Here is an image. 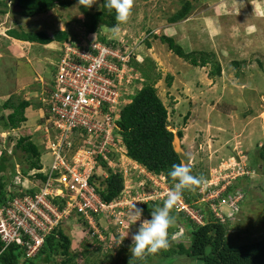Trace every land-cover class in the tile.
Masks as SVG:
<instances>
[{"label": "rangeland", "instance_id": "374dc122", "mask_svg": "<svg viewBox=\"0 0 264 264\" xmlns=\"http://www.w3.org/2000/svg\"><path fill=\"white\" fill-rule=\"evenodd\" d=\"M186 3L191 6L189 15L178 22H170ZM9 5L12 8L10 16L0 14V26L4 25L5 29L15 27L19 33L27 34H33L34 31H66L71 42L82 46L85 43H116L124 47H121L122 51L131 52V61L119 73L122 85L116 81L126 104L131 103L143 85L149 82L145 73L150 76L151 81L161 76L156 81V88L169 112V129L177 134L175 148L191 167L192 175L203 178L204 181L199 185L200 190L193 191L194 195L213 196L219 201L230 183L240 177V187L248 190L250 196L264 201V162L260 159L264 150V0H134L126 23L120 24L116 20L114 28L100 25L96 34L86 33L83 26L85 17L78 1L67 9L57 7L45 15L20 23L13 15H22L16 12L17 8L11 2ZM102 9L103 0H97L89 12H100ZM2 37L0 118H7L12 114L11 109H1L2 102L6 103L8 100L18 105L28 97L32 101L37 100L39 110H42L38 97L41 95V98H47L49 95L54 67L60 61L62 46L68 42H56L49 49L33 47L32 52L37 59L32 60V67L24 60L29 46L8 42ZM164 37L171 38L187 56L192 57L187 59L178 56L168 43L162 41ZM203 54L207 55L205 57L209 64L205 67L193 66V55L201 63ZM214 71L220 73L211 76ZM167 75L174 77L171 87H168L165 80ZM45 116L43 112V116L40 114L36 120H29L31 123L25 122L17 129L0 130V156L7 153L12 156L15 164V168L9 170L6 176H0V182L3 185L7 183L6 190L16 186H26L28 190L36 183L35 179L26 177L22 172L23 167L28 168V163L24 152L16 149L20 138L29 139L39 149L43 172L51 167L54 158L48 150V137L56 141L59 132L50 126L48 114ZM179 132H183V138H179ZM115 135L125 143L120 128ZM77 138L76 136L74 139ZM83 141L84 139L79 142ZM70 153L74 155L71 151ZM87 156L90 158V154L83 150L80 158L85 159ZM88 162L89 169H94ZM86 168L88 169L87 165H83L80 171L84 172ZM120 172L124 173L129 194L124 190L117 199L111 201L121 203L117 211L110 213L111 217L95 219L92 225L78 214L67 216L62 230L71 239L69 254L56 256L51 264L147 262L145 258L149 253L141 258H133L130 252L133 243L131 237L137 232L140 221L133 223L128 213L134 203L144 210L142 220L150 219L153 212L151 209L162 207L169 195L166 191L171 192L172 189L168 188L162 177L150 174L123 152L105 162L103 168L95 167L94 183L99 186V190L104 189L103 180L111 173ZM145 185L147 190L143 193ZM149 197L153 199L144 205L145 199ZM102 200L105 201L103 197ZM252 203V207L241 205L239 212L233 211V207L226 204L216 206V216L233 215L231 220H226L230 224L228 238L232 244L251 243L264 236V202ZM119 210L121 215H118ZM174 212L184 214L175 207L171 210L172 216ZM175 220V224L169 228V236L176 243H189L190 236L179 228L182 226L180 221ZM99 235H102L101 238ZM124 237L126 238L123 240ZM173 258L174 264H200L187 257Z\"/></svg>", "mask_w": 264, "mask_h": 264}, {"label": "built area", "instance_id": "2783aa9c", "mask_svg": "<svg viewBox=\"0 0 264 264\" xmlns=\"http://www.w3.org/2000/svg\"><path fill=\"white\" fill-rule=\"evenodd\" d=\"M121 47L124 48L116 43H85L82 46L76 42L62 46L50 93L47 98H42L48 109L50 126L59 132L56 141L48 137V150L54 160L48 170H33L32 174L29 173V176L38 173L46 176L45 180H34L36 183L32 188H8L9 201L0 208L3 250L12 245L19 246L25 250L27 257L33 258L43 248L47 236L62 230L67 216L78 214L92 225L97 218L102 220L111 217L121 205L103 201L99 186L91 182L95 167L103 168L102 162L113 160L121 152L127 154L123 139L115 137L122 110L127 105L122 100L123 93L116 81H119V73L132 58V54L129 56L131 52L122 51ZM118 84L122 85V82ZM76 136L77 140L74 139ZM82 139L83 143L79 142ZM83 150L90 154V158H80ZM88 161L94 169H89ZM80 164L87 165L88 169L80 171L83 166ZM162 179L165 181L164 177ZM125 191L129 194L127 188ZM201 195L200 202L209 204L216 219L222 223L231 220L233 215L216 216V206L226 204L236 211L242 197L241 194L221 196L216 201L213 196ZM151 199H145L144 203ZM175 208L195 223H204L200 211L187 204L183 197ZM121 214L119 210L118 215ZM120 223L123 225V222Z\"/></svg>", "mask_w": 264, "mask_h": 264}, {"label": "trees", "instance_id": "16d2710c", "mask_svg": "<svg viewBox=\"0 0 264 264\" xmlns=\"http://www.w3.org/2000/svg\"><path fill=\"white\" fill-rule=\"evenodd\" d=\"M7 1H0L1 15H6L12 10L9 5L11 2L17 8L16 12L18 14L27 18H34L45 15L57 7L67 9L78 0ZM190 8V4L186 3L182 10L170 19V22L175 23L186 18L189 15ZM81 9L85 17L83 26L88 34H96L100 25H105L108 28L116 26L115 11H109L105 6L104 0L103 9L100 12L91 13L89 9L83 6H81ZM8 34L15 39L39 43L41 45H48L54 41L59 43L70 42L69 34L66 31L58 32L54 36H50L46 32L27 34L9 31ZM162 41L168 43L170 49L178 56L187 59L192 57V55L187 56L182 48L176 45L171 38L164 37ZM203 55L201 63L193 55L191 64L196 67H205L209 64V60L205 57L206 54ZM217 73H220V71H214V74L211 73L210 75L214 76ZM145 75L149 82L145 83L141 90L133 97L132 102L123 108L121 121L118 126L122 130L124 145L129 158L157 178L164 177L168 187L173 190L177 181L169 173L173 165L185 163V159L175 148L174 142L177 134L169 129V112L158 95L156 81L160 80L161 76H157L155 80L151 81L150 76L146 73ZM165 80L168 87H171L174 77L167 75ZM28 107L29 103L27 102L15 105L11 100H8L1 109H11L12 114L7 118L3 116L0 118L1 126L7 130L19 128L21 124L27 121L25 110ZM178 136L179 138H183V132H179ZM16 149L22 150L25 154L28 168L23 167L22 172L24 175H27L26 177L33 170H42L39 149L29 139L20 138ZM260 159L264 162V150L261 152ZM102 164L104 165L105 162H102ZM14 168L15 164L13 163L12 156L3 153L0 156V176H6V173ZM123 176V172L111 173L109 177L103 180L104 189L100 188L99 193L106 202L117 199L126 190V182ZM29 177L35 180L46 179L43 173ZM95 177L93 176L91 182H94ZM241 179L238 177L234 182L232 181L231 185L228 186L227 192L224 194L227 197L241 193L242 197L238 201L236 211L239 212L241 205L244 204L251 205L252 207V202L255 201L263 204L264 201L262 199L250 196L248 190L240 187ZM6 185L7 183L3 185L0 182V208L9 201L8 193L5 192ZM144 187L143 193L147 190L146 185ZM199 188L200 186H196V191L200 190ZM182 197L194 209L200 211L204 223L197 224L186 214L174 212L173 217L180 221V225H182L179 228L190 236L189 243H184L183 241L176 243L172 240V236H169L170 248L166 250L162 249L155 254H148L145 258L147 259L145 264H174V256L197 260L200 264H264V236L260 240L251 243L242 245L232 244L228 238L229 222L225 224L216 219L209 204H202L200 202L201 195L197 197L193 191L185 190ZM148 203L150 202L144 203V205ZM156 209L153 208L151 210L155 211ZM171 231L175 230L171 229ZM70 245L71 239L60 229L47 236L45 244L38 255L30 258L27 257L25 250L19 246L12 245L3 250V243L0 240V264H51L56 256H67ZM156 259H158L157 262H154Z\"/></svg>", "mask_w": 264, "mask_h": 264}, {"label": "clouds", "instance_id": "9594fccd", "mask_svg": "<svg viewBox=\"0 0 264 264\" xmlns=\"http://www.w3.org/2000/svg\"><path fill=\"white\" fill-rule=\"evenodd\" d=\"M95 3H97V0H78V5L87 9H90ZM104 3L109 11H115L117 22L123 24L127 22L131 15L134 0H104ZM169 175L177 183L164 201L163 206L151 212L150 219L142 220L144 210L136 207L134 203L131 206L128 213L129 219L135 224L140 221L137 232L131 237L133 243L130 252L133 258H141L146 253L155 254L169 247V228L176 222L171 215V210L181 200L185 190L195 191L196 186L204 182L203 178L192 175L191 167L183 162L173 165Z\"/></svg>", "mask_w": 264, "mask_h": 264}, {"label": "crops", "instance_id": "0c3cea01", "mask_svg": "<svg viewBox=\"0 0 264 264\" xmlns=\"http://www.w3.org/2000/svg\"><path fill=\"white\" fill-rule=\"evenodd\" d=\"M191 9V8H190ZM214 11L215 12H217V10L216 9H214ZM206 15H208V13L206 14ZM4 16H10V12L8 13V14H6V15H4ZM41 16V15H40ZM15 17H17V19L19 20L18 22L20 23V22H24V20H32V19H34V18H27V17H23V16H21V17H18L17 15H13V18H15ZM39 17V16H38ZM37 18V17H36ZM171 25V24H170ZM13 28V27H12ZM15 28V27H14ZM11 29V28H6L5 29V27H4V25H2V26H0V37H2V39L3 40H6V41H8V42H10V41H13V42H18V43H20L22 46L23 45H25V46H29V48H27V50H26V52H25V56H26V58L24 59L25 61H27L26 63H27V65H32V67H33V64H31V62H32V60L33 61H35V59H37V57H36V55L32 52L33 51V47H40L41 49H44V48H46V49H49V47H52V46H55L56 45V42L54 41V42H52L51 44H48V45H41V44H38V43H31V42H26V41H21V40H18V39H15V38H13V37H11V36H8V33H9V31H15V32H17V33H19L16 29ZM3 29H5V32L3 31ZM34 32H36L37 33V31H34ZM33 32V33H34ZM41 32V31H40ZM22 33H25V32H22ZM46 33L48 34V35H50V36H54L55 34H57V33H52L50 30H48V31H46ZM70 37V36H69ZM57 43H59V42H57ZM39 45V46H38ZM28 56L30 57V58H28ZM60 58V57H59ZM35 63V62H34ZM47 65V64H46ZM48 66V65H47ZM51 66V65H50ZM33 69V68H32ZM45 70V69H44ZM54 71H55V67H54ZM36 72V71H35ZM35 76H36V74H35ZM54 80V79H53ZM43 98V97H42ZM42 98H41V95L38 97V99H39V101H40V103H41V105H42V110L40 109L39 110V106H38V103H37V100H36V102H35V100L34 101H32V100H30V98H24V100H23V102H27V103H29V107L28 108H26V110H25V117H26V119H27V121H26V123H31L30 121L32 120V121H34V120H36V118L41 114L42 116H43V112H44V117H46L45 115H47V107L43 104V102H42ZM0 101H2L1 99H0ZM8 102V101H7ZM5 104V102H2V104L1 105H4ZM4 110V109H3ZM7 110H10V109H7ZM11 111V110H10ZM46 113V114H45ZM45 119V118H44ZM30 120V121H29ZM4 130L3 129V127L2 126H0V130Z\"/></svg>", "mask_w": 264, "mask_h": 264}]
</instances>
